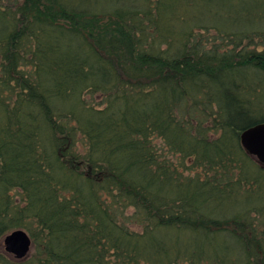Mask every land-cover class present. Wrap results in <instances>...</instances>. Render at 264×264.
<instances>
[{
    "label": "trees",
    "instance_id": "obj_1",
    "mask_svg": "<svg viewBox=\"0 0 264 264\" xmlns=\"http://www.w3.org/2000/svg\"><path fill=\"white\" fill-rule=\"evenodd\" d=\"M262 123L264 0H0V264H264Z\"/></svg>",
    "mask_w": 264,
    "mask_h": 264
},
{
    "label": "water",
    "instance_id": "obj_2",
    "mask_svg": "<svg viewBox=\"0 0 264 264\" xmlns=\"http://www.w3.org/2000/svg\"><path fill=\"white\" fill-rule=\"evenodd\" d=\"M244 150L264 165V123L244 131L240 137ZM3 249L15 259H24L32 248L30 236L23 230H16L6 235L2 241Z\"/></svg>",
    "mask_w": 264,
    "mask_h": 264
},
{
    "label": "rangeland",
    "instance_id": "obj_3",
    "mask_svg": "<svg viewBox=\"0 0 264 264\" xmlns=\"http://www.w3.org/2000/svg\"><path fill=\"white\" fill-rule=\"evenodd\" d=\"M101 99L102 98L98 95L97 97H95L94 101L96 102V104H100L102 102ZM257 203L264 204V200L259 201ZM249 205H250V203L246 202V200L238 201L237 204L233 205V207L230 210V213L235 212V211L240 210V209H246V208H248Z\"/></svg>",
    "mask_w": 264,
    "mask_h": 264
}]
</instances>
